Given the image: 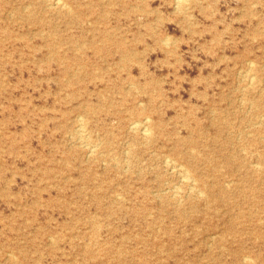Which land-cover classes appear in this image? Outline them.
<instances>
[{"label": "rangeland", "instance_id": "1", "mask_svg": "<svg viewBox=\"0 0 264 264\" xmlns=\"http://www.w3.org/2000/svg\"><path fill=\"white\" fill-rule=\"evenodd\" d=\"M48 1L0 0V264H264V0Z\"/></svg>", "mask_w": 264, "mask_h": 264}, {"label": "bare ground", "instance_id": "2", "mask_svg": "<svg viewBox=\"0 0 264 264\" xmlns=\"http://www.w3.org/2000/svg\"><path fill=\"white\" fill-rule=\"evenodd\" d=\"M50 2H52L51 4H54V5H56V6H59L60 8L61 7H65L64 5H66V4H64L61 0H49ZM48 1V2H49ZM184 0H178L177 2H183ZM186 2L188 1V0H185ZM184 1V2H185ZM179 4V3H178ZM178 4L176 3V5L178 6ZM53 5V6H54ZM29 6V5H28ZM67 6V5H66ZM27 7V6H26ZM25 7V8H26ZM68 7H69V5H68ZM59 8V9H60ZM70 8V7H69ZM27 9V8H26ZM57 9H58V7H57ZM71 10V9H70ZM70 10H68V11H70ZM248 64V63H247ZM254 64H256L257 65V63H254L253 62V65ZM252 65V64H251ZM250 66V65H249ZM248 66V67H249ZM262 66V65H261ZM252 67V66H251ZM262 67H264V65L262 66ZM245 72V71H244ZM252 73V72H251ZM254 73V72H253ZM252 73V74H253ZM246 74H247V72H246ZM245 74V75H246ZM244 75V74H243ZM251 75V74H250ZM254 75V74H253ZM247 76V75H246ZM250 76L248 75V78H249ZM252 78H255V76H253ZM250 79H251V77H250ZM258 81V80H257ZM262 81V80H261ZM250 84H252V83H250ZM255 84V83H254ZM132 85V84H131ZM134 85V84H133ZM250 86V85H249ZM245 87V86H244ZM136 90V89H135ZM246 93V92H245ZM140 104V103H139ZM147 117V116H146ZM261 117H264V116H261ZM144 119V118H143ZM259 119V118H258ZM262 119V118H261ZM146 120V119H145ZM145 120H142V121H145ZM149 120V119H148ZM260 120V119H259ZM261 121V120H260ZM147 122V121H146ZM259 122V121H258ZM80 123H82V122H80ZM257 123V122H256ZM255 123V124H256ZM260 123V122H259ZM83 125V124H82ZM147 125H148V123H147ZM259 125V124H258ZM261 125V124H260ZM80 126V125H79ZM129 126V125H128ZM255 126V125H254ZM80 128H81V126H80ZM82 128H83V126H82ZM132 130L134 129H143V133H144V135H146V136H148L149 135V132L150 131H148L149 129V127H146V125H145V123L144 122H139V121H133L132 122ZM84 130V129H83ZM133 130V131H134ZM152 130V129H151ZM80 131V130H79ZM81 132H82V129H81ZM80 132V133H81ZM142 132V131H141ZM140 132V133H141ZM83 133V132H82ZM249 133V132H248ZM78 134V133H77ZM240 134V133H239ZM249 134H251V133H249ZM79 135V134H78ZM83 135V134H82ZM87 135V134H86ZM81 136V135H80ZM88 136V135H87ZM86 136V137H87ZM146 136H143V137H146ZM85 137V138H86ZM152 137V136H151ZM261 137H263V140H264V134L261 136ZM81 138V137H80ZM88 138V137H87ZM260 138V137H259ZM99 142V141H98ZM83 143V142H82ZM93 144V143H92ZM96 145V144H95ZM97 146H98V144H97ZM93 147V146H92ZM96 147V146H95ZM94 147V148H95ZM90 150H92V149H90ZM89 150V151H90ZM242 150V149H241ZM93 151V150H92ZM95 151V150H94ZM193 151V150H192ZM251 153V152H250ZM258 154V153H257ZM88 155V154H87ZM192 156V155H191ZM193 156H194V154H193ZM196 157V156H195ZM197 157H199V155L197 156ZM170 158V157H169ZM206 161L207 162H209V163H211V159H209V158H206ZM164 163H165V166L168 168V169H170L171 171H173L174 173H176L177 175H178V177H179V179H180V181H181V183H183L184 185H186L187 186V190L188 191H186V192H188V195L190 196V197H193L194 199H204V197H205V193H207V195H208V193H210L211 194V187H210V184H208V183H205L204 181H202V179L200 178V176L196 173V175H194L193 173H190V171H188L184 166H182L181 164H179V163H176V161L175 160H171V159H166L165 161H164ZM163 163V164H164ZM256 163V162H255ZM253 164V163H252ZM258 164V163H257ZM257 164H255V165H257ZM251 166V165H250ZM258 166V165H257ZM260 166V165H259ZM184 167V168H183ZM256 169V168H255ZM226 182V181H225ZM230 182H232L231 180H230ZM234 182V181H233ZM225 186V185H224ZM174 188V187H173ZM172 189V188H171ZM175 192H173L174 194H173V198H177L178 196H179V194H180V192H182L179 188L177 189V190H175V189H173ZM172 190V191H173ZM171 191V192H172ZM171 196H172V194H171ZM181 198V197H180ZM252 199V198H251ZM186 200V199H185ZM180 202V201H179ZM191 202V201H190ZM177 203H178V201H177ZM206 204H208V203H206ZM256 204V203H255ZM260 221H261V219H260ZM216 234V233H215ZM218 234V233H217ZM211 235H213V233H211ZM227 235H228V233H227ZM216 237V236H215ZM257 238V237H256ZM248 255V254H247ZM13 256H14V254H13ZM246 256V255H245ZM248 256H250V255H248ZM247 257V256H246ZM249 259V258H248ZM243 260V259H242ZM245 260V259H244ZM250 260L252 261V258H251V256H250ZM248 261V260H247Z\"/></svg>", "mask_w": 264, "mask_h": 264}]
</instances>
